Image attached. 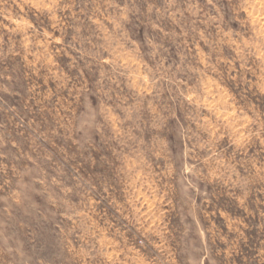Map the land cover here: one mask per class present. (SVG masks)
Instances as JSON below:
<instances>
[{
  "label": "clouds",
  "instance_id": "9594fccd",
  "mask_svg": "<svg viewBox=\"0 0 264 264\" xmlns=\"http://www.w3.org/2000/svg\"><path fill=\"white\" fill-rule=\"evenodd\" d=\"M0 264H264V0H0Z\"/></svg>",
  "mask_w": 264,
  "mask_h": 264
}]
</instances>
